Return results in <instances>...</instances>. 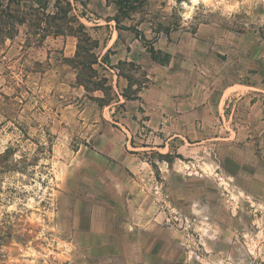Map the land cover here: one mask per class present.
Returning a JSON list of instances; mask_svg holds the SVG:
<instances>
[{
	"label": "rangeland",
	"instance_id": "obj_1",
	"mask_svg": "<svg viewBox=\"0 0 264 264\" xmlns=\"http://www.w3.org/2000/svg\"><path fill=\"white\" fill-rule=\"evenodd\" d=\"M252 55L264 0H0V264H264V126L234 124Z\"/></svg>",
	"mask_w": 264,
	"mask_h": 264
},
{
	"label": "crops",
	"instance_id": "obj_2",
	"mask_svg": "<svg viewBox=\"0 0 264 264\" xmlns=\"http://www.w3.org/2000/svg\"><path fill=\"white\" fill-rule=\"evenodd\" d=\"M112 40L115 41V39ZM134 40L135 42H139L136 37ZM127 60H131V57H127ZM134 60H136L135 56ZM247 66L250 70L251 78L248 80L249 83L243 85L245 89H242L239 96L235 99L239 116L234 118V124L240 127L235 131L237 138L245 137L246 139L247 136H250L253 139V136L262 134V131L258 132V126L260 124L264 126V101L260 100L261 96L264 97V66L261 68L259 61L253 55L247 59ZM139 94L142 96L143 93L140 92ZM228 94L227 89L217 94L212 90L197 93L194 89L178 88L175 89V110L196 112L199 109V104L205 103L204 108L212 111L214 103H217L218 100L220 107L222 105L227 106V100H229ZM178 118H175V120ZM224 121L228 125L230 118L225 116ZM179 124L181 123L178 122L177 125Z\"/></svg>",
	"mask_w": 264,
	"mask_h": 264
},
{
	"label": "trees",
	"instance_id": "obj_3",
	"mask_svg": "<svg viewBox=\"0 0 264 264\" xmlns=\"http://www.w3.org/2000/svg\"><path fill=\"white\" fill-rule=\"evenodd\" d=\"M126 29H129L135 33V37L139 39L145 45L146 51L150 54V57L154 62L160 65H166L170 62L171 54L167 51H163L159 48L158 49L155 48L153 44L149 42V40L143 35V33L140 30L133 29L132 27H128ZM101 62L107 66L110 63L108 51L104 53V55L102 56ZM139 87H141V85L138 86L134 92L132 91L131 94L126 93L125 90H123L121 94L125 99H139L140 98L138 95L140 91ZM9 153L10 151H8V149H6L3 153H0V173L6 170H12L14 168L16 169L19 168L17 162L10 161L7 159V157L9 156Z\"/></svg>",
	"mask_w": 264,
	"mask_h": 264
}]
</instances>
